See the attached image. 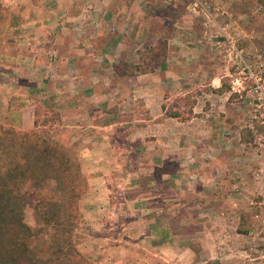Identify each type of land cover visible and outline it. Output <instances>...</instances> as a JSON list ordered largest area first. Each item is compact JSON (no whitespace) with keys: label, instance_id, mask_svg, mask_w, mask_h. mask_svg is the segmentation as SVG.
I'll return each mask as SVG.
<instances>
[{"label":"crops","instance_id":"1","mask_svg":"<svg viewBox=\"0 0 264 264\" xmlns=\"http://www.w3.org/2000/svg\"><path fill=\"white\" fill-rule=\"evenodd\" d=\"M0 2L6 15L0 27V124L30 131L37 111L41 115L53 110L67 128H79L80 169L86 182L79 209L82 223L90 230L79 245L80 252L99 258L105 251L120 249L121 256H104L105 263L139 264L140 248L156 250L158 262L166 261L158 252L169 247L180 257L195 255V239L202 249H210L211 244L197 237L206 234L208 220L203 230L194 231L190 213L207 218L212 201L195 209L192 192L185 204L187 213L178 223L172 222L167 188L174 184L181 198L187 176L178 159L188 148L191 153L203 150L201 144L214 148L220 130L209 122V111L198 114L199 97L190 119L165 115L166 85L159 73H168L170 65L164 63L142 74L158 73L151 80L126 84L132 98L128 93L125 103L133 107L139 99L136 95L143 94L146 112L140 117L135 106L127 108L129 124L124 126L117 109L113 111L117 92L124 87L117 80L121 78L118 66L133 61L138 50L150 49L155 41L166 44L169 55L182 56V42L190 40L192 56H207L205 34L220 31L236 40L243 53L264 57V0ZM175 73L181 79V68ZM178 85L181 89L179 80ZM131 153L142 154V160L133 162ZM177 224L183 231L174 229Z\"/></svg>","mask_w":264,"mask_h":264},{"label":"rangeland","instance_id":"2","mask_svg":"<svg viewBox=\"0 0 264 264\" xmlns=\"http://www.w3.org/2000/svg\"><path fill=\"white\" fill-rule=\"evenodd\" d=\"M4 17H6L5 10L0 2V27ZM203 30L205 31L206 27ZM231 40L241 55L240 57L234 56L235 50L230 54L227 48V37L220 31L219 33L205 34L204 43L206 45L204 47L207 46L210 51L207 56H192L191 44L193 42L190 40L182 42L184 46L182 56L169 55L166 53L167 45H162V41H155L158 43H154L150 49L138 50L133 61L129 60L128 64H119L118 66L121 78L117 80H119V85L124 87H120L117 92L118 98L113 101H116L117 104L113 111L117 109L120 115L119 120L120 122L124 121V126L129 124V122H125L127 121V108L132 109L135 106L136 115H140V117L144 116L143 113L146 112L142 100L143 94L136 95L139 99L133 107L125 103L127 102L126 95L131 92L126 88V84L130 81L137 83L151 80L158 73H152V77L146 75L143 77V73L140 71L142 69L154 71V67L158 68L160 64L164 63L170 65L168 73H159L160 80L164 81V85H166L164 88L166 101L163 103L166 110L176 112L182 120L190 119L194 115L195 104L190 106L188 101L199 97L202 109L198 114L209 111L212 119L209 122H212L211 124L220 130L219 137L214 136V148L209 149V145L201 144L204 147L203 150L191 153L188 148V151L178 159L182 162L185 169L184 174L187 176V181H184L182 186L184 191L180 192L181 198H177L174 184L170 185V190L167 188V194L171 197L167 205L168 217L172 222L178 223L179 219L187 213L189 208H185V204L187 205L186 200L192 199V192L195 194L193 200L197 203L195 209H199L205 202L212 201L207 218L190 213L194 220L191 227L194 231L203 230V224L205 222L206 225L208 220L206 234H197V237H203L204 244H211V248L202 249L200 243L195 239L192 240V244H198L195 255L190 256V254L184 253L180 257V254L172 251L169 247L167 250H158L160 256L166 257V261L160 259L159 262L157 261L159 256L153 255L156 250L140 248L137 252L142 254L138 257L139 264H144L145 261L151 264H175L178 262L181 264H223L222 261L225 262L224 264H257V262L264 264V57L243 53L237 41ZM141 52H144L143 57H141ZM259 64L261 67H258ZM179 68L182 70V74L179 75L182 76L181 79L178 78V73H175ZM130 70L136 71L134 78H130L128 75ZM252 73L253 75L258 73L261 78L259 82L262 89L260 91L255 89ZM234 77H239L242 81V87L238 91L232 88L231 80ZM175 80H177L176 88ZM178 80L181 82V89ZM224 81L229 89L223 88ZM128 97L132 98V92ZM182 98H185L186 101ZM106 110L104 107L103 112L107 113ZM45 112H42L38 117L40 126L36 128V131L49 144L58 148L54 154L60 156L64 153L66 158L70 156V160H74L75 168H72V172L79 174L76 175V180L81 185V198L86 189V182L84 173L80 169L79 128H67L61 120L52 122L53 113L56 111ZM128 114H132V111H128ZM140 123L148 124V121L144 123L140 121ZM152 123L149 122L150 125ZM0 127L10 126L0 124ZM204 127L202 126V128ZM200 132L206 134L205 131L200 130ZM87 138L88 136H85V139ZM146 139L148 138L146 137ZM195 144L198 142L196 141ZM20 152H22L21 149ZM142 156L139 153H131L129 159L133 162L141 161ZM62 161L65 163V159ZM210 163L213 165L210 166ZM0 164H2L1 161ZM2 168L0 165V171ZM28 195H32V192L30 191ZM222 197L228 198L229 201H227L228 199L223 201ZM181 202L184 203L181 205ZM81 216L80 213L79 222L72 231V239L78 250L79 245L90 235L89 225L86 226L82 223ZM24 220L33 228L37 226V216L30 203L25 204ZM174 229L179 232L183 231L178 224L174 225ZM143 251L146 255H143ZM81 254L92 264H110L105 263L106 259L103 257L113 254L121 256V250L105 251L102 256L100 254L99 258L86 257L83 253ZM125 256L127 255L125 254Z\"/></svg>","mask_w":264,"mask_h":264},{"label":"trees","instance_id":"3","mask_svg":"<svg viewBox=\"0 0 264 264\" xmlns=\"http://www.w3.org/2000/svg\"><path fill=\"white\" fill-rule=\"evenodd\" d=\"M146 72L148 69L140 71ZM135 73L130 70L128 74ZM225 83L223 88L229 89ZM195 103L196 99L188 101L190 106ZM36 113L30 131L0 127V264H92L72 239L79 222L82 192L76 180L79 174L72 172L74 160L64 153L54 154L58 148L38 135L40 113ZM53 114L52 122L60 120L58 112ZM165 115L178 116L168 110ZM30 191L32 195H28ZM26 203L32 205L37 216L35 228L24 220Z\"/></svg>","mask_w":264,"mask_h":264},{"label":"built area","instance_id":"4","mask_svg":"<svg viewBox=\"0 0 264 264\" xmlns=\"http://www.w3.org/2000/svg\"><path fill=\"white\" fill-rule=\"evenodd\" d=\"M228 40V45H227V48H228V51H230V54L232 53L231 51L235 50L234 52V56H241L239 55V52L235 49V46H234V43L231 39H227ZM258 67H261V64L258 65ZM253 80L255 81V89L257 91H260L262 89V86L260 84V76L258 75V73H255L253 75V73L251 74ZM231 84H232V88L233 90L235 91H238L241 87H242V81L239 77H234L232 80H231Z\"/></svg>","mask_w":264,"mask_h":264}]
</instances>
